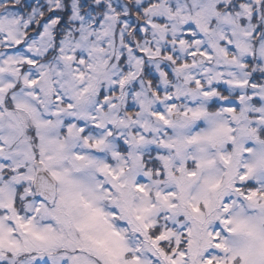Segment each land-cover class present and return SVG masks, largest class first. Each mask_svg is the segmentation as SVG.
Returning <instances> with one entry per match:
<instances>
[{"label": "snow or ice", "instance_id": "snow-or-ice-1", "mask_svg": "<svg viewBox=\"0 0 264 264\" xmlns=\"http://www.w3.org/2000/svg\"><path fill=\"white\" fill-rule=\"evenodd\" d=\"M0 264H264V0H0Z\"/></svg>", "mask_w": 264, "mask_h": 264}]
</instances>
